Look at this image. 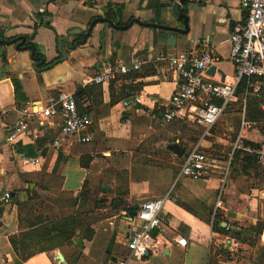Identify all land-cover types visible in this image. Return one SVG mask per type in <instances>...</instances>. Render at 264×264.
<instances>
[{
  "label": "crops",
  "instance_id": "0c3cea01",
  "mask_svg": "<svg viewBox=\"0 0 264 264\" xmlns=\"http://www.w3.org/2000/svg\"><path fill=\"white\" fill-rule=\"evenodd\" d=\"M246 13L241 0H0V197L11 195L0 201V264H61L56 252L65 264H104L111 235L110 256L125 257L132 212L170 188L177 201L159 213L155 250L127 264H264V188L249 166L231 169L230 158L209 176L176 181L199 128L162 117L176 87L167 58L212 50L220 62L207 77L232 74L229 37ZM105 64L128 70L90 83ZM59 91L77 92L78 111L92 119L88 142L37 116L15 144L6 141L22 105L39 110ZM249 128L243 138L256 144L262 130ZM36 156V165L21 163Z\"/></svg>",
  "mask_w": 264,
  "mask_h": 264
},
{
  "label": "built area",
  "instance_id": "2783aa9c",
  "mask_svg": "<svg viewBox=\"0 0 264 264\" xmlns=\"http://www.w3.org/2000/svg\"><path fill=\"white\" fill-rule=\"evenodd\" d=\"M241 4L247 10L246 16L241 24L232 29L229 37L228 59L233 65L232 74L224 73L219 80L207 77L206 71L213 69L220 62V57L212 50L180 53L167 58L176 75V87L162 112L163 120H180L199 128L197 140L181 161L178 178L200 179L220 169L218 165L221 161L201 149V142L212 136L213 126L236 96L237 87L242 80L246 83L244 97L250 95L258 99V108L264 111V0H241ZM140 64L133 63L132 69H138ZM127 70L125 65L105 64L89 82L105 84L118 74H125ZM36 116L41 123L59 119L58 135L65 139L74 137L81 143L90 140L89 136L82 134L92 125L91 117L78 111L73 92L59 91L39 110H32V106L28 104L22 105L18 110L17 119L9 129L6 141L15 144L27 134V124ZM238 136H242L241 130ZM52 144H58L57 138ZM234 145L253 154L257 164L264 168V125L262 138L255 145H243L240 142L238 144V138ZM39 161V156L21 158L24 165H36ZM10 197L9 192H4L0 197L1 203H8ZM167 200L177 201L171 188L162 197L145 201L138 206L134 214L137 227L131 231L125 242L126 256L106 264H127L130 260H140L155 250L156 235L152 237L150 231L158 226L159 213ZM176 243L185 246L186 241L178 236Z\"/></svg>",
  "mask_w": 264,
  "mask_h": 264
},
{
  "label": "rangeland",
  "instance_id": "374dc122",
  "mask_svg": "<svg viewBox=\"0 0 264 264\" xmlns=\"http://www.w3.org/2000/svg\"><path fill=\"white\" fill-rule=\"evenodd\" d=\"M242 94H238L234 97V99L229 104V108L225 110V112L220 116L216 124L213 126L212 131L216 133L225 132V137L220 136L221 140L228 139L227 143L223 145V142H219L218 136H214L206 138L211 142L208 148L203 149L206 153L210 154L212 158L216 160H220L221 162L226 163L228 159L230 160L231 169L242 170L244 173V166H249L246 169H249L252 172L253 184L256 185L257 188H264V168L260 167L255 157L251 153L244 152L241 149L235 147V141L238 138L239 142L243 145H247V140L243 138L242 130L246 129V127H250L249 129H258L262 130L264 125V119H259L257 121H251L245 116V103L241 100ZM241 130L242 136H238V132ZM198 137L193 135V141H195ZM205 139V140H206ZM249 160V162L246 161ZM179 164V162L177 163ZM179 166V165H178ZM176 165V181L178 179L179 168ZM178 168V169H177Z\"/></svg>",
  "mask_w": 264,
  "mask_h": 264
},
{
  "label": "trees",
  "instance_id": "16d2710c",
  "mask_svg": "<svg viewBox=\"0 0 264 264\" xmlns=\"http://www.w3.org/2000/svg\"><path fill=\"white\" fill-rule=\"evenodd\" d=\"M115 9L117 10V13L120 14L122 6L121 5H115ZM45 25L48 26L47 23H45ZM25 46L28 49H30V51H31V49H33L32 56L42 59V63H41L42 66L48 65L50 63V62L45 61L44 55L37 51L36 45L33 42H31L29 39L26 40ZM60 58H61V55L59 53L58 56L55 58V60L57 61ZM13 83H14V88H15V95L17 96V94L21 88L20 83L17 80H14ZM245 89H246V83H245V80H242L241 83L237 87L236 95H238V94L241 95L242 93L244 94ZM74 94L76 97L78 96L77 92ZM76 100H77V98H76ZM244 103H245V116H246V118H248L251 121H257V120L262 119V118L264 119V111H262L258 108V99H255L252 96L248 95L245 97ZM246 144H249V142H246ZM251 145L253 146L255 144H251ZM246 161L249 162V160H247V159H246ZM244 167H246V165ZM209 213L210 212H207L208 216L210 215ZM69 219L70 218H68L67 220L70 221L71 219L70 220ZM207 220H209V219H207ZM65 222H66V220H65ZM65 222H64V225H65ZM259 225H261V224L257 223L256 226H259ZM226 231H229V230L226 229Z\"/></svg>",
  "mask_w": 264,
  "mask_h": 264
},
{
  "label": "water",
  "instance_id": "95a60500",
  "mask_svg": "<svg viewBox=\"0 0 264 264\" xmlns=\"http://www.w3.org/2000/svg\"><path fill=\"white\" fill-rule=\"evenodd\" d=\"M33 53V49H31V55ZM37 60H39L40 58H36ZM176 146V145H174ZM75 201H76V198H75ZM132 214L134 215L135 212H132ZM222 226H226V223H223ZM229 228V227H228ZM158 232V228L157 227H153L150 231V234L152 237H154ZM76 242H79L80 243V240L77 238L76 239ZM113 242H114V235H111L110 238H109V241H108V244L106 246V250H105V259H104V264H106L107 261H114L115 258L114 257H111L110 256V253H111V249H112V246H113ZM56 259L59 261V263L61 264H65L64 262V259H63V256L60 252H56Z\"/></svg>",
  "mask_w": 264,
  "mask_h": 264
}]
</instances>
